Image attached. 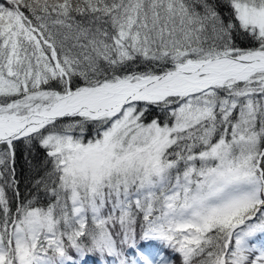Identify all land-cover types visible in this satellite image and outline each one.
Returning a JSON list of instances; mask_svg holds the SVG:
<instances>
[{
    "label": "snow or ice",
    "instance_id": "obj_1",
    "mask_svg": "<svg viewBox=\"0 0 264 264\" xmlns=\"http://www.w3.org/2000/svg\"><path fill=\"white\" fill-rule=\"evenodd\" d=\"M0 264H264V0H0Z\"/></svg>",
    "mask_w": 264,
    "mask_h": 264
}]
</instances>
